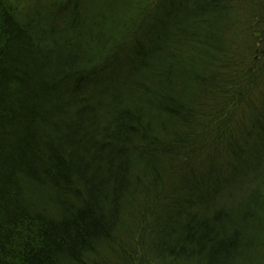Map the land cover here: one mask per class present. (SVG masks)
Listing matches in <instances>:
<instances>
[{
  "label": "trees",
  "instance_id": "obj_1",
  "mask_svg": "<svg viewBox=\"0 0 264 264\" xmlns=\"http://www.w3.org/2000/svg\"><path fill=\"white\" fill-rule=\"evenodd\" d=\"M137 258L264 264V0H0V264Z\"/></svg>",
  "mask_w": 264,
  "mask_h": 264
},
{
  "label": "bare ground",
  "instance_id": "obj_2",
  "mask_svg": "<svg viewBox=\"0 0 264 264\" xmlns=\"http://www.w3.org/2000/svg\"><path fill=\"white\" fill-rule=\"evenodd\" d=\"M172 215L174 216V218H175L174 220L175 221H178L181 218V214H172ZM189 215L192 216L193 218H198V219L199 218H203L204 216H207V214H189ZM171 221H173V219ZM156 235H157V233H156Z\"/></svg>",
  "mask_w": 264,
  "mask_h": 264
},
{
  "label": "rangeland",
  "instance_id": "obj_3",
  "mask_svg": "<svg viewBox=\"0 0 264 264\" xmlns=\"http://www.w3.org/2000/svg\"><path fill=\"white\" fill-rule=\"evenodd\" d=\"M143 240V239H142ZM138 254H139V256L141 257L143 254H142V252H143V250H142V248L140 247L139 249H138ZM143 257V256H142ZM139 263V260H138V258H137V263L136 264H138Z\"/></svg>",
  "mask_w": 264,
  "mask_h": 264
}]
</instances>
